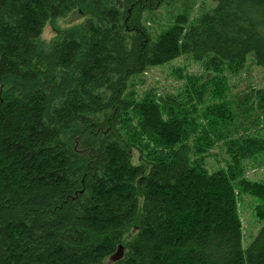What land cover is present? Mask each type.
<instances>
[{"label":"trees","instance_id":"trees-1","mask_svg":"<svg viewBox=\"0 0 264 264\" xmlns=\"http://www.w3.org/2000/svg\"><path fill=\"white\" fill-rule=\"evenodd\" d=\"M213 2L192 18L194 0H0V264H264V224L244 251L237 201L258 197L264 221V181L243 165L264 135L220 107L202 119L129 91L182 54L216 77L249 56L264 71V0ZM166 4L180 13L153 35ZM74 10L84 22L42 47L46 24ZM190 84L204 99L208 84ZM252 98L260 121L264 86ZM221 141L226 166L210 172Z\"/></svg>","mask_w":264,"mask_h":264},{"label":"rangeland","instance_id":"rangeland-1","mask_svg":"<svg viewBox=\"0 0 264 264\" xmlns=\"http://www.w3.org/2000/svg\"><path fill=\"white\" fill-rule=\"evenodd\" d=\"M177 1L180 7L182 0ZM194 1L192 18L214 5L213 0ZM172 11L176 12L175 5L166 4L155 12L154 17L150 18V21H147V25L150 27L153 35L158 34L169 23H171L170 25L175 23V16L180 12H176L172 18ZM86 17L87 15L74 10L65 17L58 18L54 23L48 22L38 39L39 44L42 47H47L59 34L60 29L80 24L84 22ZM218 74H208L204 71L203 64L196 62L191 56L182 54L165 65L151 67L143 75L134 77L129 91L134 93L136 100H140L146 92L150 91L156 93L158 96L174 97L180 102L185 103L182 108L187 114L193 115L192 117L199 115L202 119L206 112L215 106L213 111L216 112V108L220 107L231 115L237 113L236 127L245 128L252 135H264V116L260 117V121H258V113L252 111L251 114V105L249 104L253 99V89L264 86L263 69L249 56L246 67L242 72L232 74L225 71V73L221 74L222 77H216ZM208 78L209 80H207ZM191 80L196 82L201 80V82L205 81L208 84L204 99L197 97L199 93H193L192 87L195 84L191 85ZM218 80L224 81L227 86L225 93L221 96L213 95L212 91ZM244 111H248L246 115H243ZM223 143V141L219 142L212 148L211 154L207 155L204 159L208 167L213 171L226 166L225 160L228 156ZM243 165L246 168V178L254 181H264V154L258 155L253 160L246 161ZM237 201L243 228L242 247L245 251L264 224V221H260L256 216V207L261 201L258 197L245 192L237 196Z\"/></svg>","mask_w":264,"mask_h":264},{"label":"water","instance_id":"water-1","mask_svg":"<svg viewBox=\"0 0 264 264\" xmlns=\"http://www.w3.org/2000/svg\"><path fill=\"white\" fill-rule=\"evenodd\" d=\"M123 254H124V246L122 244H120L116 253L113 254L109 259H110V261H117L120 258H122Z\"/></svg>","mask_w":264,"mask_h":264},{"label":"bare ground","instance_id":"bare-ground-1","mask_svg":"<svg viewBox=\"0 0 264 264\" xmlns=\"http://www.w3.org/2000/svg\"><path fill=\"white\" fill-rule=\"evenodd\" d=\"M162 7H164V6H162ZM196 93H199L200 94V91H196ZM200 103H202V102H200ZM204 163H205V166L207 167V169L210 171V172H213V170H211L209 167H208V165H207V163H206V161L204 160ZM216 171V170H215Z\"/></svg>","mask_w":264,"mask_h":264}]
</instances>
